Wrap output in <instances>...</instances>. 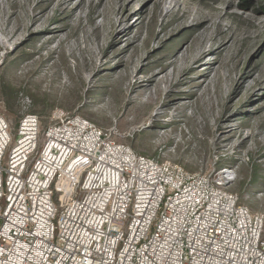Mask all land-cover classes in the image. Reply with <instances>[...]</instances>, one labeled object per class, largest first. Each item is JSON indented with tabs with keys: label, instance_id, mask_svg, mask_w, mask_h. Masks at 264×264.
I'll return each instance as SVG.
<instances>
[{
	"label": "rangeland",
	"instance_id": "rangeland-1",
	"mask_svg": "<svg viewBox=\"0 0 264 264\" xmlns=\"http://www.w3.org/2000/svg\"><path fill=\"white\" fill-rule=\"evenodd\" d=\"M80 115L264 217V0H0V114ZM264 235V229H263Z\"/></svg>",
	"mask_w": 264,
	"mask_h": 264
},
{
	"label": "built area",
	"instance_id": "built-area-1",
	"mask_svg": "<svg viewBox=\"0 0 264 264\" xmlns=\"http://www.w3.org/2000/svg\"><path fill=\"white\" fill-rule=\"evenodd\" d=\"M228 166L189 172L80 115L0 114V264H264Z\"/></svg>",
	"mask_w": 264,
	"mask_h": 264
}]
</instances>
